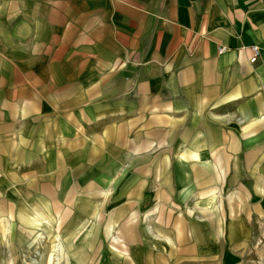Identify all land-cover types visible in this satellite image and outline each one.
I'll use <instances>...</instances> for the list:
<instances>
[{"label": "crops", "instance_id": "obj_1", "mask_svg": "<svg viewBox=\"0 0 264 264\" xmlns=\"http://www.w3.org/2000/svg\"><path fill=\"white\" fill-rule=\"evenodd\" d=\"M262 228L264 0H0V264L39 229L176 264Z\"/></svg>", "mask_w": 264, "mask_h": 264}, {"label": "rangeland", "instance_id": "obj_2", "mask_svg": "<svg viewBox=\"0 0 264 264\" xmlns=\"http://www.w3.org/2000/svg\"><path fill=\"white\" fill-rule=\"evenodd\" d=\"M30 244L33 245L32 252L20 254V261L28 262V264H70L69 255L63 252L60 236H43L39 229L35 232ZM111 249L129 259L125 245L117 237H114ZM225 255L224 261L179 262L176 264H264V228L255 230L254 236L246 244L236 246L234 249L227 248Z\"/></svg>", "mask_w": 264, "mask_h": 264}, {"label": "built area", "instance_id": "obj_3", "mask_svg": "<svg viewBox=\"0 0 264 264\" xmlns=\"http://www.w3.org/2000/svg\"><path fill=\"white\" fill-rule=\"evenodd\" d=\"M250 50H251V52H252V57L250 58V63L251 64H256L259 60H260V58H261V47L260 46H258V45H252L251 47H250ZM226 51H228V48H224V47H222V48H219V54H223V53H225Z\"/></svg>", "mask_w": 264, "mask_h": 264}]
</instances>
